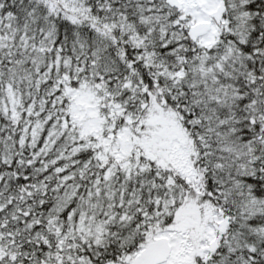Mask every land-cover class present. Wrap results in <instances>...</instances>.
<instances>
[{"label":"snow or ice","instance_id":"snow-or-ice-1","mask_svg":"<svg viewBox=\"0 0 264 264\" xmlns=\"http://www.w3.org/2000/svg\"><path fill=\"white\" fill-rule=\"evenodd\" d=\"M0 264H264V0H0Z\"/></svg>","mask_w":264,"mask_h":264}]
</instances>
